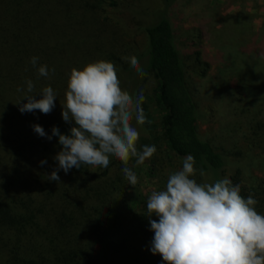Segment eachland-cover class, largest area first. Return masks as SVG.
I'll list each match as a JSON object with an SVG mask.
<instances>
[{
	"label": "trees",
	"instance_id": "1",
	"mask_svg": "<svg viewBox=\"0 0 264 264\" xmlns=\"http://www.w3.org/2000/svg\"><path fill=\"white\" fill-rule=\"evenodd\" d=\"M103 1L0 0V264H166L150 250L154 232L145 215L147 201L129 200L119 159L110 157L108 168L82 164L67 174L60 170L59 182L48 180L58 163V137L49 141L32 125L40 124L49 135L53 126L68 133L71 125L62 119L61 103L69 73L97 59L112 61L122 88L133 95L151 74L167 148L178 157L195 158L198 181L229 177L241 186L242 196L252 195L259 202L256 210L264 214V18H247L243 10L223 15L241 25L250 22L247 44L239 47L245 63L238 95L230 106L239 143L224 147L212 144L197 129L199 106L187 74L203 76L207 62L198 48L196 26L173 31L166 8L175 0H160L163 7L141 28L143 47L128 55L137 57L143 77L122 59V25L102 16ZM117 1L107 0L115 7L112 13L126 27L138 26L129 15L135 1L122 0V6ZM176 36L188 49L182 57ZM33 56L48 66V78L38 76L30 63ZM29 79L36 91L51 86L57 92L51 113L19 111L16 103L23 93L18 89L26 88ZM34 95L39 98L41 93ZM41 160L47 163L42 166Z\"/></svg>",
	"mask_w": 264,
	"mask_h": 264
},
{
	"label": "clouds",
	"instance_id": "2",
	"mask_svg": "<svg viewBox=\"0 0 264 264\" xmlns=\"http://www.w3.org/2000/svg\"><path fill=\"white\" fill-rule=\"evenodd\" d=\"M124 59L140 76L145 75L136 56ZM38 60L31 57V65L38 76L48 78V66ZM18 91L23 93L16 103L21 113L39 110L47 115L55 107L58 94L51 86L36 91L29 79L26 88ZM145 99L142 90L133 95L122 88L112 61L97 59L73 67L61 103L62 119L71 125L68 133L53 126L49 135L40 124L32 125L36 134L49 141L58 137L60 150L54 156L58 163L48 180L59 182L60 170L67 174L82 164L108 168L114 157L125 165L124 177L135 187L138 176L127 166L129 160L135 158L140 165L157 152L154 144L137 148L138 126L151 122L142 107ZM46 163L40 161L42 166ZM195 163L191 154L184 157L165 187L152 191L147 199L145 215L154 232L152 254H159L166 264H264V214L255 207L259 202L252 195L242 196L241 186L227 176L198 181ZM199 175L204 177L203 170Z\"/></svg>",
	"mask_w": 264,
	"mask_h": 264
},
{
	"label": "rangeland",
	"instance_id": "3",
	"mask_svg": "<svg viewBox=\"0 0 264 264\" xmlns=\"http://www.w3.org/2000/svg\"><path fill=\"white\" fill-rule=\"evenodd\" d=\"M134 1L131 2V9H129V15H133L137 24L139 22L134 28L133 26L126 27L122 20L112 13L115 7L112 9L107 0L101 2L100 5V12H103V15H100L118 20L123 26H119L120 39L118 41L125 49L122 59L143 47L144 34L141 28L153 14H157L158 10L163 7L160 0ZM117 2V6H122V0ZM166 10L175 33L190 26H196L200 32V38L197 39L199 40L198 48L201 50L202 58L207 62V69L203 76H197L191 72L187 74L193 97L199 106L197 129L200 135L214 145L226 147L232 142L236 143L239 131L237 124L233 122L236 114L230 106L235 101V96L238 95L240 67L245 63L239 47L249 35L246 29H250V22L247 20L241 25L235 19L224 20L223 15L243 10L247 18L259 20L264 18V0H175ZM223 21L229 25H222ZM236 27L238 28L237 33ZM238 31L241 33L239 34ZM245 34L248 35L245 36ZM175 44L182 57L188 49L182 45L177 36ZM244 51L249 52L247 48ZM251 81V86H255L257 80ZM154 88L155 79L151 74L140 83L139 92L142 90L146 98L142 107L147 120L151 122L138 126L140 138L137 148L139 150L143 145L154 144L157 152L140 165L136 164L135 158L129 160L127 166L138 176V183L135 187L129 185L128 181L126 182V194L131 201L136 198L147 201L152 191L163 189L168 176L182 167L183 158L173 154L161 136L162 119L160 110L154 101ZM258 100L259 98L256 104Z\"/></svg>",
	"mask_w": 264,
	"mask_h": 264
}]
</instances>
